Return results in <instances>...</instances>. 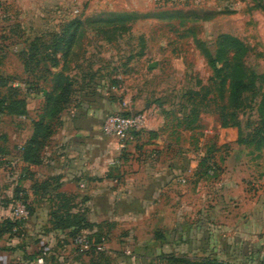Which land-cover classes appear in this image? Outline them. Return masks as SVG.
<instances>
[{
	"label": "rangeland",
	"instance_id": "1",
	"mask_svg": "<svg viewBox=\"0 0 264 264\" xmlns=\"http://www.w3.org/2000/svg\"><path fill=\"white\" fill-rule=\"evenodd\" d=\"M223 36L244 47L241 62L250 87L237 100L229 97L226 78L232 54L217 63V78L208 63ZM50 71L63 72L72 84L67 104L93 101L103 110L101 133L107 116L140 114L145 124L151 110L157 131L145 133L144 125L131 132L126 150L137 149L143 133L147 143L167 138L164 145L170 140L175 148L204 153L216 175L232 156L247 193L260 190L254 180L264 176V0H0L1 91L17 86L15 96L24 97L25 84L50 89ZM19 117L0 116V161L16 180L15 150L28 127ZM178 129L183 135L176 138ZM26 191L2 182L1 212L11 214L18 201L32 212Z\"/></svg>",
	"mask_w": 264,
	"mask_h": 264
},
{
	"label": "crops",
	"instance_id": "2",
	"mask_svg": "<svg viewBox=\"0 0 264 264\" xmlns=\"http://www.w3.org/2000/svg\"><path fill=\"white\" fill-rule=\"evenodd\" d=\"M22 98L34 116H11L28 123L15 150L21 179L7 176L3 163L0 185L27 189L35 208L18 236L0 234V264H27L42 250L48 252L49 264H168L167 256L264 264V176L254 180L260 190L250 196L237 180L232 156L216 175L201 165V151L175 148L170 140L164 145L167 138L147 143L145 133L155 134L159 125L150 109L138 148L119 153L117 140L113 143L100 132L98 114L103 110L84 100L66 104L58 117L44 122L52 133L37 155L39 163L32 164L23 160L21 148L31 139L45 100L30 91ZM191 155L198 159L186 158ZM9 214L0 209V224L12 220ZM68 216L89 225L79 230L75 223L59 221ZM74 230H79L76 236ZM81 236L91 243L90 251H79L76 240Z\"/></svg>",
	"mask_w": 264,
	"mask_h": 264
},
{
	"label": "trees",
	"instance_id": "3",
	"mask_svg": "<svg viewBox=\"0 0 264 264\" xmlns=\"http://www.w3.org/2000/svg\"><path fill=\"white\" fill-rule=\"evenodd\" d=\"M122 18V17H119ZM71 41V40H70ZM69 44H72L70 42ZM32 49V48H31ZM232 54V60L229 64V72H226V78H230V86H229V97L231 99L235 98L238 99V96H240L245 89H248L250 87L249 83L244 81V72H243V66H242V56L244 54V47L234 37L231 36H223L220 38V41L218 43V48L215 51L214 55H208V63L211 69L213 70L215 77L219 75L220 69L217 67V63H221L227 60L228 54ZM53 64L55 65V58L53 59ZM27 66V63H25L24 67ZM228 66V65H227ZM27 68H25L26 70ZM49 69V68H48ZM50 70V69H49ZM48 70V71H49ZM51 73L52 79L50 80L53 85L49 91H47L46 94H44V91H42L43 88L36 85V88H34L31 85H26L27 90L33 93H40L44 97V106L42 109L41 118L35 122L34 124V131L31 139L26 143V145L22 146V157L23 160L27 162V160L30 161L32 164H38V158L37 155H39L41 149L43 148L45 141L48 139L50 134L52 133V130L50 129V126H48V122L50 120L55 119L60 115V113L65 109V106L67 104V98L66 96L69 94L70 89H72V84L68 80L67 76L63 74V72L53 73L48 72V74ZM224 79V81L226 80ZM39 87V88H38ZM8 92H2L0 89V114L5 116H21L26 115V102L24 98L16 97L15 91H19L17 86H9L7 88ZM2 149H0V155L2 153ZM1 158V157H0ZM201 163L202 166L206 168L208 173L211 171L213 172L214 169L212 166H209L208 162L203 161ZM3 163L0 161V165ZM24 175L26 177L27 173L24 172ZM16 192H23L21 190H16ZM29 213L31 215L30 209L27 206ZM63 217V216H61ZM66 220H59L60 222H64V224H73L75 223L79 230H81L84 227H87L89 224H82V221L80 217L76 216H68L65 217ZM23 222H19L16 220H10L5 219L0 224V234H6L10 237H14L19 234V228ZM84 223V222H83ZM79 230H74L72 232V236H76L77 233H79ZM166 259L165 261L168 262V264H224L222 262H218L214 259H202V260H196V261H190L185 259H178L175 256L171 257H164Z\"/></svg>",
	"mask_w": 264,
	"mask_h": 264
},
{
	"label": "built area",
	"instance_id": "4",
	"mask_svg": "<svg viewBox=\"0 0 264 264\" xmlns=\"http://www.w3.org/2000/svg\"><path fill=\"white\" fill-rule=\"evenodd\" d=\"M77 13V10L75 11ZM1 116V115H0ZM143 115L114 114L107 116L102 124L101 130L105 136L115 138L118 142V151L127 148L129 140L132 138L131 132L138 131L144 126ZM185 180H181L184 183ZM11 218L16 221H25L30 217L29 210L23 201H18L11 210ZM76 244L80 252L90 251L92 245L86 237H79ZM48 252L42 250L27 264H49L47 261Z\"/></svg>",
	"mask_w": 264,
	"mask_h": 264
}]
</instances>
